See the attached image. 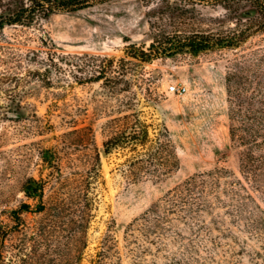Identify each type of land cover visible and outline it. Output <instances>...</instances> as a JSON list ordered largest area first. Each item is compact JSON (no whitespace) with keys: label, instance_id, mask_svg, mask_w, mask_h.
I'll return each instance as SVG.
<instances>
[{"label":"rangeland","instance_id":"1","mask_svg":"<svg viewBox=\"0 0 264 264\" xmlns=\"http://www.w3.org/2000/svg\"><path fill=\"white\" fill-rule=\"evenodd\" d=\"M7 1L18 4L0 0V13ZM84 1L48 12L41 32L0 29V74L44 73L29 78L10 119L0 120V229H9L0 261L264 264V123L255 127L264 120V16L246 0ZM197 31L236 36L190 50L178 34ZM168 34L175 37L150 61L139 60L138 48ZM47 56L58 70L45 71ZM89 56L124 60L123 90L92 81ZM172 83L185 93H167ZM134 115L147 124L143 148L104 152L113 133L133 132ZM42 148L55 152V168L41 164ZM95 150L100 170L90 180ZM214 168L228 172L215 187L180 188ZM51 170L41 196L24 191L25 178ZM234 177L243 188L221 190Z\"/></svg>","mask_w":264,"mask_h":264},{"label":"trees","instance_id":"2","mask_svg":"<svg viewBox=\"0 0 264 264\" xmlns=\"http://www.w3.org/2000/svg\"><path fill=\"white\" fill-rule=\"evenodd\" d=\"M213 3H216L218 5H221V7L225 6L227 2H237L239 0H210ZM250 4H252L256 9L257 12L260 13L262 16H264V0H246ZM8 4L6 6L5 12L0 13V29L5 25H11L16 24L22 27H32L34 30H38V32L42 30V26L40 24L41 18L45 17L48 12H52L57 9L67 10V11H74L83 7H86L88 4L85 3L84 0H18V4L13 2L7 1ZM264 25V24H263ZM181 34V35H180ZM180 37L185 41L182 44H188L190 45V50H196L197 48H203L207 45H209L210 41H222L225 39L226 41H231L233 37L236 35L226 32H220L217 31L216 33H204L201 31H197L196 33L189 32L187 34L185 33H179ZM174 34L166 35L162 37V39H159L157 41H152L148 44L146 48L140 47L138 48V53L140 57V61H150L154 54L157 53V48L160 47L158 45H161V42H171V39L174 38ZM213 39V40H212ZM162 40V41H161ZM134 46H131L130 48H133ZM166 46H163V49ZM168 48V47H167ZM135 53V51L133 52ZM130 56H133L130 54ZM52 57V56H51ZM135 57V56H133ZM88 58L93 59L94 61L89 60L87 65H91L94 67L95 75L91 79L92 81L96 80H109L110 85L116 83L114 86L115 91L123 90L121 86H119L122 82L125 83V80L123 76L125 75V69L123 66H121V62L124 60H118V64L114 66V60H108L106 62L98 61V59L95 56H89ZM47 59L48 56H47ZM47 62L49 63L47 68H45V71L49 70L51 67H55V70H58V67H56L55 60L49 59ZM83 60L80 59L79 63H81ZM98 61V63H97ZM84 63V62H83ZM85 65V63H84ZM79 67V64L77 65ZM39 76H44V73L41 70L38 69H30L25 73V75L21 74H0V120H6L10 119V116H8V113L11 112L13 109L11 108L12 103H15L16 101H19L22 97L23 93V86L26 84L29 80V78H35ZM74 77V76H73ZM74 81L77 83H81L80 78L74 77ZM19 106V104H16ZM134 118L136 119L135 127L133 129L132 133L129 132H123L121 130L116 131L113 133L104 143V149L103 151H107L108 149H115L117 146L123 145H130L133 146V148H143L145 145V142L147 140V124L146 122L139 117L138 115H134ZM16 119V118H15ZM260 121V120H259ZM256 121L255 127H257L259 130L263 128L264 120H261L262 122ZM253 129L250 134H259L257 132L258 130L254 127H249ZM39 153L45 154V156L40 155L41 158V164L46 163L48 167L55 168V165L58 164V159L55 154V152L52 151L50 148H42ZM53 154V156H51ZM92 158V164L89 166L86 172H88V177L90 180L96 179L98 175V171L100 170V158L98 151H94L93 154H91ZM254 158L246 160V162L253 161ZM244 168L247 169V171L252 172L253 170H250L249 166L244 164ZM228 173L224 168H214L212 170L199 172L196 174H193L192 176L186 178L181 184L180 188L185 191L189 192L192 191L194 187L197 186H216L217 183H219V178L223 175V173ZM222 175H218V174ZM53 175L52 170L47 173L46 177L44 178H36L34 176H28L23 180V185H25V192H27L29 195L32 193H36L39 191V195L41 196V190L43 189L44 185L48 183V180H50L51 176ZM253 173L251 174V178L253 179ZM218 177V179H217ZM234 181L232 183L229 181L225 184H223L221 190L227 192V185H238L243 188L242 182L239 178L234 177ZM28 184V186H27ZM179 189V190H181ZM230 189V188H229ZM182 192V191H180ZM233 193V192H232ZM236 195H239L238 193H235ZM189 196V194H188ZM249 196V194H248ZM191 197V196H189ZM247 198V197H245ZM22 209H26L27 211L29 208V205L27 203L21 204ZM257 209L261 211V208L258 206ZM9 229L7 227H3L0 229V244L1 242V236L2 234L8 233ZM3 235V236H4ZM1 259V258H0ZM0 264H3L2 261H0Z\"/></svg>","mask_w":264,"mask_h":264},{"label":"built area","instance_id":"3","mask_svg":"<svg viewBox=\"0 0 264 264\" xmlns=\"http://www.w3.org/2000/svg\"><path fill=\"white\" fill-rule=\"evenodd\" d=\"M186 91V86L182 83H172L167 85L166 92L175 94V95H182Z\"/></svg>","mask_w":264,"mask_h":264}]
</instances>
